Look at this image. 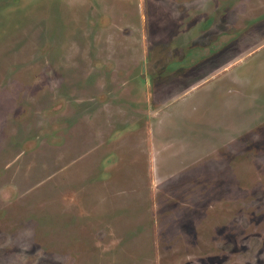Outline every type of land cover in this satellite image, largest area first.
<instances>
[{
    "label": "rangeland",
    "instance_id": "374dc122",
    "mask_svg": "<svg viewBox=\"0 0 264 264\" xmlns=\"http://www.w3.org/2000/svg\"><path fill=\"white\" fill-rule=\"evenodd\" d=\"M0 264H264V0H0Z\"/></svg>",
    "mask_w": 264,
    "mask_h": 264
},
{
    "label": "crops",
    "instance_id": "0c3cea01",
    "mask_svg": "<svg viewBox=\"0 0 264 264\" xmlns=\"http://www.w3.org/2000/svg\"><path fill=\"white\" fill-rule=\"evenodd\" d=\"M223 67H224V65H223ZM229 68H230V67H229ZM229 68H224V69L219 68V69L215 70V71L213 72L212 75L216 74L217 72H219V71L222 69V70L220 71V73L216 74V76H215L214 78L219 77V74H222V73L228 71ZM211 79H212V77H209V76H207V78H205V77H201V78H200V81H201V82H200V84H201L200 86L203 87L206 83L210 82ZM217 79H219V78H217ZM217 79H216V80H217ZM202 87H201V88H202ZM214 125H215L214 128L217 129L216 124H214ZM229 126H230V124H228V123H224L223 127H221V128L218 127L219 130H222V129L225 130L224 135H222V136H224V137L222 138L223 140L226 139L227 135L229 134V130H232ZM218 129H217V130H218ZM216 136H218V135H216ZM217 140H218V137H217ZM224 142H225V141H224ZM218 143H219V142H218Z\"/></svg>",
    "mask_w": 264,
    "mask_h": 264
}]
</instances>
